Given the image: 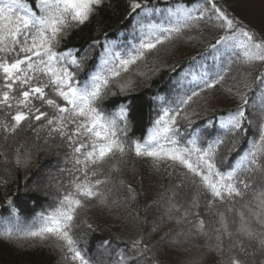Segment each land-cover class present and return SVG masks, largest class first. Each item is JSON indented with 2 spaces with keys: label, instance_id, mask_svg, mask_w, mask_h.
<instances>
[{
  "label": "snow or ice",
  "instance_id": "6c2138e0",
  "mask_svg": "<svg viewBox=\"0 0 264 264\" xmlns=\"http://www.w3.org/2000/svg\"><path fill=\"white\" fill-rule=\"evenodd\" d=\"M103 2L0 0V141L8 144L11 138L15 142L25 128L31 129L36 139H40V132H46L44 143L59 137L70 149L72 163L67 169L69 190L47 214H41L39 226L24 235L53 240L71 254L73 261L91 264L75 237L79 210L86 206L85 201L92 199L108 206L113 188L107 186H115V177L121 173L125 157L134 152L137 158L151 159L157 169L166 163L184 170L180 181L169 189L166 200L169 220L174 219L178 225L190 224V235L214 242L216 251L227 255L223 264H249V258L255 264L257 253L262 257L260 264H264V98L255 134L242 154L238 153L235 164L226 162L220 154L222 139L208 142L195 136H182L177 122L179 111L170 115L165 110L155 122V130L141 142L128 137L126 106L121 105L116 112L101 107L110 92V84L117 83L122 93L131 86L130 80L121 79L131 66L173 35L198 29L202 21L204 26L211 24L221 32L209 50L230 49L243 64L264 62V38L257 39L253 31L218 7L216 0H203L194 8L177 5L175 12H170L167 26L148 20L157 11L149 7L148 0H130L129 16L140 17L143 13L142 20L137 21L143 36L139 48L134 55H127L112 51L105 44L106 58L99 70L82 82L77 79V73L83 58L78 59L73 49L59 48L69 32L89 21ZM224 79L225 74L218 73L214 79L203 82L207 88H214ZM257 79L264 80V76ZM236 94L241 103L221 127L235 136L247 135L244 124H252L247 116L249 100L245 92L237 90ZM199 95L200 92L193 90L181 103L188 104ZM26 143L15 148L16 165L27 162L29 153L21 152ZM0 156L5 158V163L9 162L7 149L0 150ZM119 184L127 187L131 199H135L130 185L126 186L123 180ZM186 187L193 195L184 207L178 198ZM201 198L204 211L214 218L211 225L197 211ZM111 203L117 201L112 199ZM132 248L140 255L149 251L142 239L133 241ZM118 259L123 264L124 257Z\"/></svg>",
  "mask_w": 264,
  "mask_h": 264
},
{
  "label": "trees",
  "instance_id": "16d2710c",
  "mask_svg": "<svg viewBox=\"0 0 264 264\" xmlns=\"http://www.w3.org/2000/svg\"><path fill=\"white\" fill-rule=\"evenodd\" d=\"M202 3L203 0H148L149 7L157 10L148 20L167 26L170 12H175L177 5L194 8ZM216 3L253 31L257 39L264 38V0H216ZM129 4L130 0H104L89 21L72 29L62 40L59 50L73 49L78 59L83 58L78 80L83 82L99 70L106 58L105 44L112 51L135 54L143 39L137 22L142 20L143 13L140 17L136 14L130 17ZM220 34L202 21L198 29L173 35L131 66L130 72L122 74V81L132 82L126 91L122 93L117 83L110 84V92L101 107L116 112L121 105L126 106L128 137L141 142L155 130V122L165 110L170 115L179 111L177 122L182 136H195L208 142L222 139L220 154L226 162L235 164L238 153L242 154L247 141L254 136L261 116L264 80L257 77L264 76V62L243 64L230 49L210 51V44ZM218 73L225 74V79L214 88H207L203 81L214 79ZM193 90L200 95L188 104L181 103ZM237 90L245 92L249 100L247 116L252 124H244L247 135L235 136L221 127L241 103ZM170 93L178 98H170L173 95ZM159 97L165 98L166 104L159 103ZM46 138V132H40V139H36L35 133L25 128L15 142L9 139L11 147L0 141V150L7 149L9 161L5 163V158L0 156V264H79L57 242L24 235L39 226L41 214H47L70 188L67 171L72 167L70 149L59 137L48 139L45 144ZM24 141L27 143L21 152L29 156L27 162L16 165L15 148ZM52 166L56 172L54 184L42 187L43 192L33 187L36 178ZM183 171L166 163L157 169L151 159L137 158L134 152L125 157L122 171L115 177V186H107L113 188L108 206L92 199L85 201L86 206L79 210L75 237L91 264H121L118 259L121 256L123 264H223L227 260L226 254L222 256L212 246L214 242L190 235V224L178 225L166 216L169 189L180 181ZM120 180L131 186L135 199H131L127 187L119 184ZM192 195V190L186 187L178 200L187 207ZM112 199L117 204H112ZM197 211L210 225L214 223L211 213L204 211L203 198ZM137 239L148 246L149 251L143 255L132 248V242ZM261 259L257 253L255 264H260Z\"/></svg>",
  "mask_w": 264,
  "mask_h": 264
},
{
  "label": "rangeland",
  "instance_id": "374dc122",
  "mask_svg": "<svg viewBox=\"0 0 264 264\" xmlns=\"http://www.w3.org/2000/svg\"><path fill=\"white\" fill-rule=\"evenodd\" d=\"M55 166H52L50 170H45L40 174L33 185L35 188H38L39 191L43 192L42 187H46V185L52 186L54 184V180H56V172H55Z\"/></svg>",
  "mask_w": 264,
  "mask_h": 264
},
{
  "label": "bare ground",
  "instance_id": "6f19581e",
  "mask_svg": "<svg viewBox=\"0 0 264 264\" xmlns=\"http://www.w3.org/2000/svg\"><path fill=\"white\" fill-rule=\"evenodd\" d=\"M263 91H264V90H263ZM170 94H173V95L170 96V98H175V99L178 98V97L176 96L175 93H170ZM174 95H175V96H174ZM157 100H158L159 103L163 102L164 104H166V102H167V101L165 100V98H161V97H159ZM157 104H158V103H157Z\"/></svg>",
  "mask_w": 264,
  "mask_h": 264
}]
</instances>
